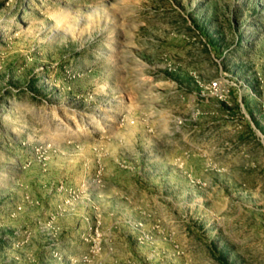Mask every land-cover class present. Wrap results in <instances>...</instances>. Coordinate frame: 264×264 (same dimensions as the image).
Listing matches in <instances>:
<instances>
[{
  "label": "rangeland",
  "instance_id": "obj_1",
  "mask_svg": "<svg viewBox=\"0 0 264 264\" xmlns=\"http://www.w3.org/2000/svg\"><path fill=\"white\" fill-rule=\"evenodd\" d=\"M0 264H264V0H0Z\"/></svg>",
  "mask_w": 264,
  "mask_h": 264
}]
</instances>
